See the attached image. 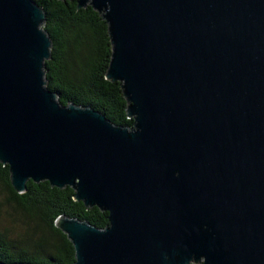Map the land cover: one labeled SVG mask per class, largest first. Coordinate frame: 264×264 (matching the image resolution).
<instances>
[{
    "label": "water",
    "instance_id": "95a60500",
    "mask_svg": "<svg viewBox=\"0 0 264 264\" xmlns=\"http://www.w3.org/2000/svg\"><path fill=\"white\" fill-rule=\"evenodd\" d=\"M106 23L130 127L62 105L33 0H0V164L106 211L71 264H264V0H76ZM93 11V12H94ZM0 264H40L0 261Z\"/></svg>",
    "mask_w": 264,
    "mask_h": 264
},
{
    "label": "trees",
    "instance_id": "16d2710c",
    "mask_svg": "<svg viewBox=\"0 0 264 264\" xmlns=\"http://www.w3.org/2000/svg\"><path fill=\"white\" fill-rule=\"evenodd\" d=\"M46 12V24L41 26L49 33V58L43 61L45 86L58 90V100L81 106L95 107L115 125L131 126L126 116L127 103L120 82L104 77L110 56L106 23L89 5L76 6V0H33ZM94 11V12H93ZM78 62H71V53ZM0 214L17 226L0 227V261H28L40 264H71L73 248L65 234L56 228V215L85 219L97 228L106 225V211L96 206L85 207L71 198L69 186L56 188L43 180L25 182V191L16 193L9 184L6 165L0 164ZM5 205L6 209L1 210ZM8 209L10 211H8ZM0 215V221L4 220Z\"/></svg>",
    "mask_w": 264,
    "mask_h": 264
},
{
    "label": "rangeland",
    "instance_id": "374dc122",
    "mask_svg": "<svg viewBox=\"0 0 264 264\" xmlns=\"http://www.w3.org/2000/svg\"><path fill=\"white\" fill-rule=\"evenodd\" d=\"M70 57H71V62L73 64H76L78 62V56L75 53L72 52L70 54ZM1 198H2V193H1V189H0V200L2 201ZM3 209H6L5 205L1 206V210H3ZM8 211H10V210L8 209ZM0 215L4 216L5 213L2 211ZM17 223H19V222L18 221L12 222L10 218H6L4 216V220L0 221V227H9L11 229L12 225H14V226H16L18 228Z\"/></svg>",
    "mask_w": 264,
    "mask_h": 264
}]
</instances>
